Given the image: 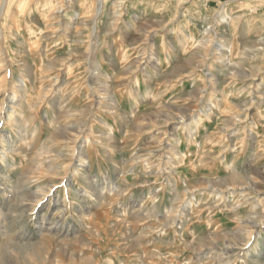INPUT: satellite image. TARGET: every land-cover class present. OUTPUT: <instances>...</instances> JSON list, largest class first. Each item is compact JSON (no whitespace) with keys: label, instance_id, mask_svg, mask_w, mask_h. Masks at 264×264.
I'll use <instances>...</instances> for the list:
<instances>
[{"label":"rangeland","instance_id":"obj_1","mask_svg":"<svg viewBox=\"0 0 264 264\" xmlns=\"http://www.w3.org/2000/svg\"><path fill=\"white\" fill-rule=\"evenodd\" d=\"M0 264H264V0H0Z\"/></svg>","mask_w":264,"mask_h":264},{"label":"bare ground","instance_id":"obj_2","mask_svg":"<svg viewBox=\"0 0 264 264\" xmlns=\"http://www.w3.org/2000/svg\"><path fill=\"white\" fill-rule=\"evenodd\" d=\"M230 15H231V14H228V13H227L225 16H223V17H221V18H226V19L228 18V19H229ZM217 16H219V15H217ZM231 18H232V17H231Z\"/></svg>","mask_w":264,"mask_h":264}]
</instances>
